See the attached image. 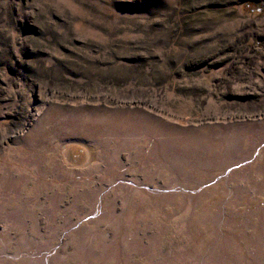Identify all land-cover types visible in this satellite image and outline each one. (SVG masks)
<instances>
[{"label": "rangeland", "instance_id": "rangeland-1", "mask_svg": "<svg viewBox=\"0 0 264 264\" xmlns=\"http://www.w3.org/2000/svg\"><path fill=\"white\" fill-rule=\"evenodd\" d=\"M254 3L0 0V264H264Z\"/></svg>", "mask_w": 264, "mask_h": 264}, {"label": "trees", "instance_id": "trees-1", "mask_svg": "<svg viewBox=\"0 0 264 264\" xmlns=\"http://www.w3.org/2000/svg\"><path fill=\"white\" fill-rule=\"evenodd\" d=\"M253 7L254 11H264V3H254Z\"/></svg>", "mask_w": 264, "mask_h": 264}, {"label": "bare ground", "instance_id": "bare-ground-1", "mask_svg": "<svg viewBox=\"0 0 264 264\" xmlns=\"http://www.w3.org/2000/svg\"><path fill=\"white\" fill-rule=\"evenodd\" d=\"M78 124V123H77Z\"/></svg>", "mask_w": 264, "mask_h": 264}]
</instances>
